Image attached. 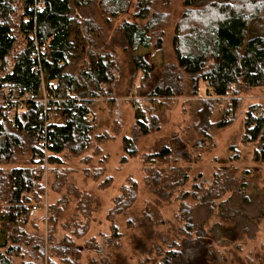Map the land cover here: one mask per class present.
<instances>
[{
	"label": "trees",
	"instance_id": "16d2710c",
	"mask_svg": "<svg viewBox=\"0 0 264 264\" xmlns=\"http://www.w3.org/2000/svg\"><path fill=\"white\" fill-rule=\"evenodd\" d=\"M131 3L137 23L122 21L114 25ZM37 4H40L39 10L35 7ZM170 4L171 0H0V214L4 234L0 264H13L15 258L24 256L33 263L55 264L53 258H58L70 264L66 252L73 244V237L82 238L89 230L91 198L86 193L76 192L77 209L85 221L65 224V228L70 227L71 234L60 243L53 245L54 234L58 216L68 204L67 197L42 207L47 213L44 237L30 235L26 230L34 214L31 207L44 205L46 197L43 184L45 151L39 144L45 130L40 101L44 89L49 99H56L55 106L62 118L48 126L46 135V164L53 167L54 175L51 190L60 193L72 172L56 168L62 165L61 156L79 159L85 164H89L93 156L99 157L100 163L104 159L100 146L110 140V136L106 132L96 133L93 109L98 100H105L109 105L113 102V88L120 80L119 74L122 75L115 54L117 46L123 49L128 63L127 92L149 103L144 109L139 101H130L136 127L142 135L160 129L159 114L164 109L157 101L160 98L199 96L202 83L208 96L206 100L225 99L221 103L229 112L237 106L238 95L264 88V37L247 38V29L264 20V0H184V11L171 39L174 61H167L158 68L146 55L134 56L133 52L140 47L163 49V29L169 25V15L159 7L166 9ZM73 10L75 13L82 11L85 17L73 15ZM73 18L78 21L76 26ZM94 33L109 49L95 47ZM79 35L86 45V63L80 70L71 72L68 60L73 57ZM41 45H46L47 49L40 58L43 79L35 71L37 59H33ZM115 72L118 80H115ZM5 96L14 101L29 96L31 100L20 110L16 102H1ZM207 105L202 102L197 114L204 133L210 124L213 107ZM217 105L215 103L214 107ZM114 127L119 133L117 122ZM241 142L254 144L253 160L264 161L262 106L247 108ZM122 145L125 154L136 156L131 138L124 137ZM89 152L92 155H88ZM158 153L147 155L145 162H153L156 157L161 159L171 154V150L163 147ZM125 160L123 157L122 161ZM104 173V169H95L91 177L97 181ZM160 180L165 185L159 186ZM168 180L157 173L152 177V190L157 192L159 186L162 200L174 188V183ZM110 182V178H105L99 187H108ZM146 183L151 184L148 179ZM137 187L131 180L122 188V195L115 200L110 216L125 215L132 208L137 200ZM247 189V181L237 180L233 173L224 170H216L210 183L195 182L192 191L179 196L175 216L178 225H172L173 236L162 240L167 244L165 249L164 245L156 244L155 258H146L141 264H150V260L153 264L206 262L212 256L208 240L217 232L213 227L207 233L205 228L215 218L221 223L222 234L229 237L221 245L227 246L232 239L250 237L251 232L238 222V214L233 210V198L241 199ZM227 194L230 195L222 200ZM186 199L205 207L206 215L199 222L193 207L185 203ZM142 215L140 240L152 234L157 237L154 229L163 224L161 219L159 221L160 214L147 205ZM89 242L95 244L92 240ZM48 246L53 255L45 253ZM94 252L100 254L101 250ZM215 255L220 262L222 255L216 252ZM100 262L105 264L103 260H94L91 264ZM33 263L29 261L28 264Z\"/></svg>",
	"mask_w": 264,
	"mask_h": 264
},
{
	"label": "rangeland",
	"instance_id": "374dc122",
	"mask_svg": "<svg viewBox=\"0 0 264 264\" xmlns=\"http://www.w3.org/2000/svg\"><path fill=\"white\" fill-rule=\"evenodd\" d=\"M183 1L171 0L169 8L159 7V10L166 11L169 15V25L163 29V49L140 47L133 52L134 56L146 55L150 63L158 68L167 61H174L171 39L174 27L184 11ZM131 5L125 14L115 20L114 25L117 26L122 21L137 23L136 18L133 17V3ZM73 15L79 18L85 17L82 11L75 13L73 10ZM75 19L73 18V24L76 26L78 21ZM252 37H264V20L255 22L247 29V38ZM93 38L97 43L95 47L108 48L97 33L93 34ZM73 49V57L68 60L71 72L80 70L83 63H86V45L80 35L78 41H75ZM115 54L118 65L122 68V75L119 74L120 80L113 88L111 97L113 102L109 105L105 100H98L93 109L97 125L96 133L106 132L110 136V140L100 146L103 161L100 163V158L93 156L92 161L85 164L79 159H68L61 156L62 165L56 166V168L59 170L71 169L72 172L60 193H54L51 190L54 181L53 167L47 166V170L44 172L43 184L46 188L44 205L50 206L61 197L68 199L67 206L58 216L53 245H57L66 235L71 234L70 227L65 228V224L85 221L77 209L74 192L86 193L91 198L89 230L82 238L73 237V244L66 252L70 264H91L94 260H103L105 264H119L123 261L126 264H141L146 258L153 259L155 258L156 244L164 245L162 247L165 249L167 244L162 243V240L167 239L166 236L168 238L173 236L172 225H178L175 216L180 204V194L192 191V185L195 182L210 183L216 170H224L233 173L235 179L248 182L245 196L241 199L233 198V210L238 214V222L248 228L251 236L248 238L244 236L237 241H232V239L227 246H223L220 243H224L225 239L229 237L222 234L221 223L218 224L216 218L211 219L205 232H211L214 227L217 235L211 236L208 240L212 256L204 263L264 264V161L253 160L254 144L244 145L241 142L244 114L251 105H260L264 108V88L238 95L237 106L229 112L223 109L221 103L225 99L206 100L208 96L205 95L202 83L199 84V96L183 95L160 98L157 101L161 102L164 108L159 114L160 129L148 135H142L136 127L130 101L133 99L139 101L140 106L144 109L149 107V103L145 98L132 96V92H127L129 83L127 59L123 54V49L118 46ZM119 75L115 72V80L119 79ZM41 95V100L47 96L45 89ZM202 102H207V106H213L210 124L205 133L197 121V114L202 107ZM215 103L218 104L217 107H214ZM61 119L58 121H62ZM115 122L119 125V133L115 131ZM124 137L133 140L136 156L130 157L124 153L122 145ZM163 147L170 149L171 154H167L161 159L156 157L153 162H145L147 155L153 156L157 152L160 153ZM88 155H92V152H89ZM123 157L126 158L125 161H122ZM99 168L104 169L105 173L95 181L92 179L91 173ZM148 171L151 172L150 176ZM156 173L159 174V177H168V181L174 183L173 191L164 200L160 197L159 186L165 185L162 180L158 183V191L154 193L152 190L151 185L154 184L152 177ZM105 178H110L111 182L108 187L100 188L99 184ZM147 179L151 184L146 183ZM131 180L135 181L138 186L137 200L125 215L110 216L109 212L116 205L115 200L122 195V188L127 187ZM229 195L227 194L222 200H225ZM185 203L193 207L198 222L206 215L205 207L196 204L192 199H186ZM147 205L153 207L160 214L159 221L161 219L163 224L154 229L157 237L152 234L149 238L140 240L139 219L142 218V213L146 211ZM33 213L26 227L27 233L44 237L46 210L42 208L33 211ZM113 230L116 231V234H113ZM90 240L95 244L91 245ZM1 243H4V234L3 220L0 214ZM95 245L98 247L95 248ZM99 249L101 250L100 254H96L94 250ZM215 252L222 255L220 262L216 259ZM45 253L53 255L49 246ZM29 261L33 263V260L28 256H24L15 258L13 264H28ZM53 261L55 264H68L58 258H53ZM204 263L199 261L193 264ZM150 264H153V260H150Z\"/></svg>",
	"mask_w": 264,
	"mask_h": 264
},
{
	"label": "built area",
	"instance_id": "2783aa9c",
	"mask_svg": "<svg viewBox=\"0 0 264 264\" xmlns=\"http://www.w3.org/2000/svg\"><path fill=\"white\" fill-rule=\"evenodd\" d=\"M40 4H37L35 6V7H37L38 10L40 9V6H39ZM46 52H47L46 45H41V46L37 47L36 52L34 53V56H33V59H37V66L35 67V71H37L39 73V75L42 79H43V74L41 72V60H40V58L42 56H44L46 54ZM30 100H31V98L29 96H24L22 99L17 100V101L11 100V99L7 98V96H5L1 102H4V103L16 102L18 104L17 105L18 109L22 110L25 108L26 103ZM41 102L43 103V115H42V117L44 119L45 130H44L43 136L41 137L39 144H40V147L45 151V161H44V169H43V178H44L45 177L44 172L47 170V164H46V149L48 146V142H47V138H46V135L48 132L47 128L51 123L59 120L60 115H59V113L56 109V106H55L56 99H53V98L49 99L47 96H45L42 98ZM49 103H51V105H49ZM42 207H45V205H33L31 207V210L32 211L40 210Z\"/></svg>",
	"mask_w": 264,
	"mask_h": 264
}]
</instances>
